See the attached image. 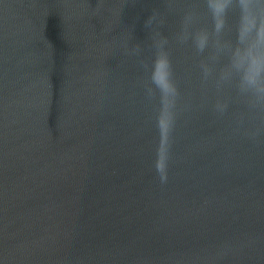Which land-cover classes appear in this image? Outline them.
I'll use <instances>...</instances> for the list:
<instances>
[{"label": "water", "instance_id": "1", "mask_svg": "<svg viewBox=\"0 0 264 264\" xmlns=\"http://www.w3.org/2000/svg\"><path fill=\"white\" fill-rule=\"evenodd\" d=\"M0 264H264V0H0Z\"/></svg>", "mask_w": 264, "mask_h": 264}]
</instances>
